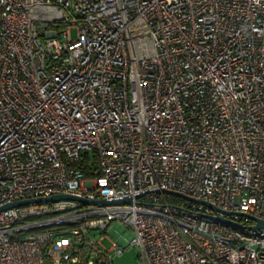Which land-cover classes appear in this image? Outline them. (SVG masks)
I'll return each mask as SVG.
<instances>
[{
	"label": "built area",
	"instance_id": "1",
	"mask_svg": "<svg viewBox=\"0 0 264 264\" xmlns=\"http://www.w3.org/2000/svg\"><path fill=\"white\" fill-rule=\"evenodd\" d=\"M154 190L264 219V0H0V207L132 198L0 210V264L129 246L140 264H264V228Z\"/></svg>",
	"mask_w": 264,
	"mask_h": 264
},
{
	"label": "water",
	"instance_id": "2",
	"mask_svg": "<svg viewBox=\"0 0 264 264\" xmlns=\"http://www.w3.org/2000/svg\"><path fill=\"white\" fill-rule=\"evenodd\" d=\"M153 192L158 193V194L162 193V194H166V195H172V196H176V197H179L181 199H184L185 201H188V202H194L197 204H201V205L211 209V211L214 213V217H216L220 220H223L227 223H233V224H236L237 226H241V224L233 222L232 220H230L229 218H226L225 216H221L220 213H222L223 215H231V214L238 213L242 216H246L251 221H253L254 224L252 227L264 228V219L254 217V216L246 214V213L224 211V210L219 209L218 207H216L215 205H213L207 201L200 200L197 198H193L191 196H188V195H185L183 193L173 191V190H154ZM141 195L142 194L137 195L136 197H139ZM57 201H78V202H82V203H86V204L104 205V204H126V203H130L132 201V198L131 197H124V198L115 199V200H111V201H109V200H87L85 198H81V197H77V196L69 195V194H54V195H50L47 197H37V198H30V199H22V200L13 201L11 203H7V204L1 206L0 210L12 208V207H18V206L27 205V204H32V203H48V202H57Z\"/></svg>",
	"mask_w": 264,
	"mask_h": 264
},
{
	"label": "rangeland",
	"instance_id": "3",
	"mask_svg": "<svg viewBox=\"0 0 264 264\" xmlns=\"http://www.w3.org/2000/svg\"><path fill=\"white\" fill-rule=\"evenodd\" d=\"M71 38L72 39L76 38L75 30L71 31ZM114 227H117L116 223H111L110 226L106 230V235H108L111 238L115 237V235L113 233V228ZM123 234H122V236L119 239V242H121V244H124V242H126L129 239V237H130L128 232L127 233H123ZM99 236H101V234ZM103 244L106 247H110L111 246V242L109 240H107V239L103 240ZM112 263L113 264H140L138 248L132 247V246L126 247L122 254H118V255L113 257Z\"/></svg>",
	"mask_w": 264,
	"mask_h": 264
},
{
	"label": "trees",
	"instance_id": "4",
	"mask_svg": "<svg viewBox=\"0 0 264 264\" xmlns=\"http://www.w3.org/2000/svg\"><path fill=\"white\" fill-rule=\"evenodd\" d=\"M84 162H85V160H82V165H81L82 169L86 175H89V174H91V171H90L89 167ZM166 199L170 204L175 205V206L186 205V201L184 199H181V198L176 197V196L166 195Z\"/></svg>",
	"mask_w": 264,
	"mask_h": 264
}]
</instances>
